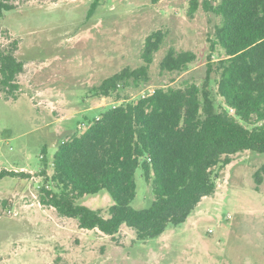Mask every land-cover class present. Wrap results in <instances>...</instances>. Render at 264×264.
I'll list each match as a JSON object with an SVG mask.
<instances>
[{"label":"rangeland","instance_id":"1","mask_svg":"<svg viewBox=\"0 0 264 264\" xmlns=\"http://www.w3.org/2000/svg\"><path fill=\"white\" fill-rule=\"evenodd\" d=\"M198 1L191 16L192 0H7L15 8L0 20V48L12 51L16 43L14 54L25 70L17 99L0 93V172L24 175L0 180V264H264V180L258 185L255 177L264 154L254 151L217 167L215 194L203 198L184 223L169 224L147 240L126 225L114 236L82 229L77 219L41 202L59 145L82 134L81 125L88 128L109 109L157 88L204 87L209 57L216 63L225 51L220 45L211 51L221 18ZM159 30L165 38L148 82L97 95L105 79L143 65L146 38ZM171 49L196 54L188 71L161 70ZM212 77L208 90L217 106H225ZM136 183L131 207L148 210L155 201L153 180L139 168ZM78 204L109 219L115 202L103 190Z\"/></svg>","mask_w":264,"mask_h":264},{"label":"trees","instance_id":"2","mask_svg":"<svg viewBox=\"0 0 264 264\" xmlns=\"http://www.w3.org/2000/svg\"><path fill=\"white\" fill-rule=\"evenodd\" d=\"M96 6L97 2L90 15ZM202 6L221 18L210 40L211 51L217 45L225 51V58L216 63L209 57L204 87L186 83L157 88L137 102L109 109L84 133L62 142L53 159V176L40 188L44 206L77 219L82 229L114 236L126 225L138 239L147 240L161 236L169 224L184 223L203 198L213 196L214 170L231 164L233 155L264 154V0H203ZM199 7L200 2L192 0L190 15ZM14 8L0 0V20ZM164 38L162 30L150 34L141 55L143 65L126 67L105 79L96 88L97 95L110 97L120 89L146 84ZM14 47L0 48V93L15 100L25 64L14 54L16 43ZM196 58L194 52L171 49L160 67L183 73ZM213 75L225 106H217L208 90ZM139 168L148 182L153 180L155 201L148 210L131 207ZM18 175L24 173L2 171L0 180ZM255 177L262 184L264 164ZM103 190L115 202L109 219L78 204L84 196Z\"/></svg>","mask_w":264,"mask_h":264},{"label":"built area","instance_id":"3","mask_svg":"<svg viewBox=\"0 0 264 264\" xmlns=\"http://www.w3.org/2000/svg\"><path fill=\"white\" fill-rule=\"evenodd\" d=\"M155 90H152L147 96L146 95H143L142 98H146V97L150 96L151 94H153L155 92ZM232 112H234V111L232 110ZM79 128H80V130H84L82 132V133H84L89 127L87 128V127H85V125H81Z\"/></svg>","mask_w":264,"mask_h":264}]
</instances>
